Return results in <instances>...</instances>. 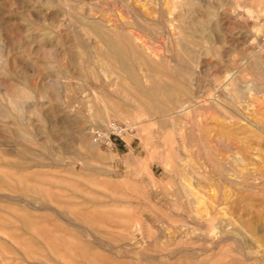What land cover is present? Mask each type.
Here are the masks:
<instances>
[{
	"label": "rangeland",
	"instance_id": "1",
	"mask_svg": "<svg viewBox=\"0 0 264 264\" xmlns=\"http://www.w3.org/2000/svg\"><path fill=\"white\" fill-rule=\"evenodd\" d=\"M62 1L0 0V42H6L4 50L0 47V106L9 112L7 103L1 102L14 93H32L31 101H35L24 124L16 113L9 119L0 116V162H26L33 164V171L49 175L44 192L1 185L2 193L18 195L20 202L0 198V238H4L0 239V264H25L24 249L41 245L25 231L22 217L49 231L50 242L65 239L68 250L85 260L81 264H264V196L244 193L225 173L233 165L264 175V134L256 127H264V27H249L240 18L210 19L201 10L194 16L195 24L225 23L230 25H225L228 31L187 32L169 37L168 48L148 49L172 57L174 65L178 45L186 43L194 49L192 65L179 61L188 77L175 78L173 91L163 88L169 80L162 77L153 81L162 90H153L148 68L124 52L115 50L116 61H100L106 47L89 40L91 32H99L92 21L99 0ZM114 8L123 17H131L125 8ZM155 17L150 14L151 19ZM144 37L151 38L148 33ZM162 40L156 45L164 46ZM237 74L239 79L244 76L239 80ZM57 83L63 87L61 93ZM230 83L242 90L244 98L228 88ZM110 124L134 130L122 135ZM97 130L106 136L111 133V142H96ZM249 130L255 131L253 137ZM22 134L31 141L20 138ZM91 139L96 147L88 145ZM56 231L59 235L53 234Z\"/></svg>",
	"mask_w": 264,
	"mask_h": 264
},
{
	"label": "bare ground",
	"instance_id": "2",
	"mask_svg": "<svg viewBox=\"0 0 264 264\" xmlns=\"http://www.w3.org/2000/svg\"><path fill=\"white\" fill-rule=\"evenodd\" d=\"M64 1V0H63ZM62 1V2H63ZM97 1V0H96ZM111 1V2H110ZM53 2V1H52ZM57 2V1H56ZM65 2V1H64ZM68 2V1H67ZM88 2V1H87ZM98 2V1H97ZM96 2V3H97ZM47 3V2H46ZM90 3V2H89ZM82 4V2L80 3ZM98 6H95L93 8L94 13L96 12V15L93 17V24L99 28V32L98 33H90L89 34V40L92 41V43L94 45H96L97 43H102L105 47H106V55L104 57L101 58V62L103 63H110L111 61H116L118 56L116 54L117 51L115 50H119L121 52H124L125 54H127L130 58L131 61L137 62V63H141L144 66H146L148 68V71H146V76L148 78L149 81V86L150 89L153 90H162L160 88V86H158L156 83H154V80H158L161 79L162 77H165L169 80V84L164 85L163 88H165L166 91H173V82H175V78L177 79H182L185 77H188V73L186 71V69H184V65L182 66L181 63H179V61H185L186 63H189L192 65V63H194V49L190 48L186 43L184 44H180L178 45L179 47V54L176 60V64H173V61L171 60L170 57L167 56H160L158 55V53H150L148 51L151 50V48H159V47H165L168 48L170 42H169V37L172 38V36H181L184 34H188L187 32H193V31H198V32H207V31H211V30H227L226 26H230V25H226L225 23L222 26H219L218 23H216L215 26H213V24H211L209 21H205L207 22L206 24H195L194 23V16L195 14H199L201 12V10H205L208 14L210 19H214V18H221L223 17L224 19H228L230 17L233 18H240V19H245L249 25V27H254L255 29H262L264 27V0H226V1H222V0H99V2L97 3ZM72 5V4H71ZM92 5V4H91ZM61 6V5H60ZM74 6V5H72ZM76 7H78L77 5H75ZM63 7V6H62ZM113 7H117V8H125L130 14L131 17L126 18L123 17L120 13H117L115 11V8L113 10ZM65 8V7H63ZM68 11H70V9L67 7L66 8ZM78 10V8H77ZM124 10V9H122ZM93 11L91 13H93ZM111 11V12H110ZM118 11V9H117ZM76 12V11H75ZM116 12V13H115ZM66 13V12H65ZM64 13V14H65ZM71 13V12H70ZM114 13V14H112ZM123 13L125 14V12L123 11ZM203 13V14H205ZM123 14V15H124ZM150 14H155V19H151L150 18ZM66 15V14H65ZM68 15V14H67ZM66 15V17H67ZM72 15V14H71ZM92 15V14H91ZM126 15V14H125ZM69 16V15H68ZM74 16V15H72ZM205 16V15H204ZM128 17V16H127ZM207 17V16H206ZM68 18V17H67ZM66 18V19H67ZM75 18V17H74ZM73 18V19H74ZM70 19V18H68ZM67 19V20H68ZM77 19V18H76ZM231 19V18H230ZM91 20V19H90ZM204 20V19H203ZM219 20V19H218ZM234 20V19H232ZM70 21V20H68ZM211 21V20H210ZM79 22V21H77ZM72 23V21H71ZM246 23V24H247ZM226 25V26H225ZM247 25V26H248ZM75 26V25H74ZM11 27V26H10ZM79 27V26H78ZM246 27V26H245ZM223 28V29H222ZM230 29V28H229ZM253 29V28H252ZM224 30V31H225ZM254 30V29H253ZM18 31V30H17ZM61 31V30H60ZM76 31V29L74 30ZM228 31V30H227ZM38 32V31H35ZM70 32V31H69ZM15 33H17L15 31ZM34 34V31L32 32ZM60 33V32H59ZM75 33V32H74ZM78 29L76 31V35H79L80 32L78 33ZM148 33L149 36H151V38L149 37H144L145 34ZM217 33V32H216ZM38 34V33H36ZM35 34V35H36ZM259 34V33H258ZM195 35V34H194ZM8 36V35H7ZM19 36V35H18ZM40 36V35H39ZM82 37V35H80ZM190 36V35H189ZM196 36V35H195ZM21 37V36H20ZM37 37V36H36ZM198 37V36H196ZM39 38V37H38ZM44 38V37H42ZM79 38V36H78ZM83 38V37H82ZM160 38H162L165 43L164 46L160 45H156L158 42L157 40H159ZM219 38V37H218ZM41 39V38H39ZM43 40V39H42ZM41 40V41H42ZM203 40V39H202ZM8 41V40H7ZM17 41V39H16ZM15 41V42H16ZM19 41V40H18ZM176 42V40H174ZM43 42V41H42ZM83 42V40H82ZM97 42V43H96ZM8 44L11 45V41L9 43V41L7 42ZM36 43V42H35ZM161 43V42H160ZM192 43V41L190 42ZM44 44V43H43ZM89 44V43H88ZM92 44V45H93ZM179 44V43H178ZM193 44V43H192ZM199 44V43H198ZM6 45L3 44L2 42H0V47L3 48L4 50V46ZM19 45V44H18ZM39 45V43H38ZM197 45V44H196ZM202 45V43L200 44ZM199 45V46H200ZM192 46V45H191ZM198 46V47H199ZM203 46V45H202ZM201 46V47H202ZM39 47V46H38ZM44 47L47 48V46L44 44ZM52 47V46H51ZM54 47V45H53ZM100 47H102L100 45ZM100 47H98L100 49ZM16 48V46H15ZM55 48V47H54ZM90 48V47H89ZM177 48V47H176ZM200 48V47H199ZM19 49V48H18ZM50 49V48H49ZM150 49V50H148ZM173 49V48H172ZM202 49V48H201ZM1 50V49H0ZM6 50V48H5ZM37 50V49H36ZM51 50V49H50ZM157 50V49H156ZM93 51V50H92ZM115 51V52H114ZM6 52V51H4ZM54 52V51H53ZM152 52V50H151ZM201 52V51H200ZM198 52V53H200ZM31 53H34L33 50L31 51ZM42 53V52H41ZM1 54V51H0ZM20 54V53H19ZM35 55V54H32ZM51 55V54H50ZM55 55V54H54ZM91 55V54H90ZM165 55V53H164ZM168 55V54H167ZM201 55V53H200ZM2 54L0 55V59ZM23 56V55H22ZM36 56V55H35ZM34 56V57H35ZM45 56V55H44ZM170 56V55H169ZM33 57V58H34ZM96 57V55H95ZM46 58V57H45ZM54 58V57H53ZM56 58V57H55ZM203 58V57H202ZM248 58V57H247ZM38 59V58H37ZM36 59V60H37ZM49 59V58H47ZM52 59V56H51ZM121 59V58H120ZM173 59V58H172ZM176 59V58H175ZM50 60V59H49ZM200 60V59H199ZM4 61V60H2ZM10 60H7V62H9ZM252 61V60H251ZM11 65H12V61ZM21 62V61H20ZM32 62V61H31ZM53 62V61H52ZM49 63V62H48ZM54 63V62H53ZM113 63V62H112ZM247 63V62H246ZM255 63V62H254ZM10 64V63H9ZM56 64V61H55ZM115 64V63H114ZM135 64V63H134ZM198 64V63H197ZM258 64V63H256ZM40 65V63H39ZM130 65V64H129ZM136 65V64H135ZM236 65V64H235ZM234 65V66H235ZM238 65V64H237ZM251 65V64H250ZM1 66V65H0ZM13 66V65H12ZM30 66V65H29ZM32 66V65H31ZM49 67H51L52 65H48ZM113 66V65H112ZM165 67L167 68V70H165L163 73H159L156 71H152V67ZM187 67V66H186ZM238 66L234 67L235 69ZM10 68V67H9ZM36 68V67H35ZM54 68V67H52ZM56 68V67H55ZM243 68V67H242ZM256 67H254L255 70ZM11 69V68H10ZM9 69V70H10ZM31 69V68H30ZM232 69V68H231ZM246 69V68H245ZM260 69V68H258ZM13 70V67H12ZM17 70V69H16ZM238 69H236L237 71ZM252 70V69H251ZM257 70V69H256ZM261 70V69H260ZM32 71V70H31ZM36 71V70H35ZM100 71V70H99ZM235 71V70H234ZM232 71V73L234 72ZM244 71V70H243ZM249 71V70H247ZM30 72V71H29ZM34 72V71H33ZM32 72V74H33ZM238 72V71H237ZM254 72V71H253ZM252 72V73H253ZM262 72V71H261ZM25 73V72H24ZM109 73V72H108ZM236 72H234L235 74ZM245 73V72H244ZM243 73V74H244ZM257 74V71L254 72V74ZM259 75L260 72H258ZM1 74V71H0ZM35 74V72H34ZM111 74V73H110ZM246 74H248L246 72ZM264 74V72H263ZM103 75V74H102ZM145 75V74H144ZM238 75V74H237ZM245 75V74H244ZM243 75V76H244ZM111 76V75H110ZM113 76V75H112ZM241 76V75H240ZM239 79V75H238V79L241 80L242 77ZM249 76V75H248ZM264 76V75H262ZM116 77V76H115ZM252 78V75L250 76ZM257 77V76H255ZM253 76L252 79L255 78ZM225 78V77H224ZM232 78V77H231ZM249 78V77H248ZM247 78V79H248ZM51 79V77H50ZM226 79V78H225ZM259 79V78H257ZM104 80V79H103ZM112 80V79H111ZM230 80V79H229ZM228 80V81H229ZM250 80V78L248 79ZM247 80V81H248ZM256 80V79H255ZM253 80V81H255ZM261 80V79H260ZM259 80V81H260ZM55 81H57L55 79ZM246 82V80H244ZM258 82V80H256ZM255 81V82H256ZM118 81H116L117 83ZM238 82V81H237ZM242 82V81H241ZM254 82V83H255ZM171 83V84H170ZM252 83V82H251ZM18 84V83H17ZM21 84V83H19ZM18 84V85H19ZM58 84V83H57ZM245 84V83H243ZM260 84V83H259ZM21 87H23V85H20ZM58 88H59V92L61 93L63 90L62 85L58 84ZM175 86V85H174ZM247 85H245L246 87ZM260 86V85H259ZM17 87V86H15ZM20 87V88H21ZM27 87V86H26ZM223 87V86H222ZM234 85L232 83L229 84L228 88L231 90H235ZM254 86H252L251 88H253ZM29 88V87H28ZM248 88V87H247ZM17 89H19V87H17ZM23 89V88H21ZM20 89V90H21ZM32 89V88H31ZM30 89V90H31ZM254 92L256 94V96L260 95V92L256 89L253 88ZM252 89V91H253ZM25 90H23L24 92ZM236 92H238L241 95V98H244V93L242 92L241 89H236ZM19 93V91H16ZM22 92V91H21ZM26 92V91H25ZM33 92V91H32ZM36 92V91H35ZM45 92V91H44ZM58 92V91H56ZM46 93V92H45ZM210 93V92H209ZM13 94V93H10ZM32 94V93H31ZM29 92L28 93H24L23 96H17V93H14V95L16 96H11L8 97L7 100H4V102L1 103H7V107L9 112H3L2 107L0 106V113L2 112V114L0 115L1 118L3 117L4 119L8 118L11 113H16L14 116L18 115V119H20L23 124L24 122L27 121V112L30 109L31 106H33L31 103V99H32V95ZM254 94V95H255ZM20 95V94H19ZM34 95V94H33ZM212 94H209V96ZM8 96V95H7ZM153 96V95H152ZM261 96V95H260ZM264 96V95H262ZM97 97V96H96ZM197 97V96H196ZM229 97V95H228ZM251 97V96H250ZM249 97V98H250ZM36 98V96H35ZM34 98V99H35ZM216 98V97H215ZM247 98V97H246ZM1 99V97H0ZM229 99V98H228ZM235 98L233 97V100ZM240 98H237V103L241 106L242 102L239 100ZM3 100V99H2ZM36 101L40 100V99H35ZM216 100V99H215ZM6 101V102H5ZM196 101V100H195ZM247 101V100H246ZM249 101V100H248ZM35 102V101H33ZM42 102V101H41ZM201 102V101H199ZM228 102V101H227ZM245 102V101H244ZM207 103V101H206ZM235 103V102H233ZM248 103V102H247ZM250 103V102H249ZM248 103V104H249ZM36 104V103H35ZM203 104V103H201ZM211 104V103H210ZM207 103V105H210ZM227 104V103H226ZM252 105V103H250ZM205 105V103H204ZM212 105V104H211ZM195 106V105H194ZM250 106V105H248ZM247 106V108H249ZM196 107V106H195ZM204 108V106H201ZM211 107V106H209ZM215 107V106H214ZM32 108V107H31ZM91 108V106H90ZM183 108V107H181ZM198 108V107H197ZM212 108V107H211ZM242 108V107H241ZM240 108V109H241ZM251 108V106H250ZM7 109V108H6ZM95 109V108H94ZM200 109V108H199ZM205 109V108H204ZM208 109V108H207ZM216 109V108H214ZM243 110L245 109L244 107L242 108ZM241 109V110H242ZM32 110V109H31ZM185 109H182L180 111L183 113ZM218 110V108H217ZM248 110V109H247ZM238 112V111H237ZM220 113V112H219ZM244 113V112H243ZM195 114V113H194ZM256 114V113H255ZM258 114V113H257ZM178 115V114H177ZM183 115V114H182ZM220 116V115H219ZM250 116V115H249ZM222 117V116H221ZM254 116L252 115L251 118H253ZM257 119L259 118L258 116H256ZM263 116H261L262 118ZM2 118V119H3ZM14 118V117H13ZM250 118V117H249ZM250 118V119H251ZM12 119V118H11ZM16 119V118H14ZM13 121H16L14 120ZM17 119V120H18ZM223 119V118H222ZM226 119V118H225ZM224 121H228L225 120ZM249 121H252L250 120ZM264 119V117H263ZM169 121V120H168ZM180 121V120H179ZM242 121V120H241ZM256 121V118L254 119V122ZM167 122V121H166ZM258 122V120H257ZM264 122V121H262ZM19 123V121H18ZM105 123V122H103ZM107 123V122H106ZM105 123V125H106ZM180 123V122H179ZM232 123V122H230ZM236 123V122H233ZM14 124H16L14 122ZM246 124V122L244 123V125ZM250 124V123H249ZM256 124V123H255ZM108 125V124H107ZM113 129L114 127H116L117 129H119L118 126H116L115 124H110ZM242 125V124H241ZM240 125V126H241ZM263 125V124H262ZM198 126V125H197ZM130 127L134 130L133 126H127ZM196 127V126H195ZM224 127V126H222ZM249 127V126H248ZM253 127V126H251ZM257 129L264 134V127L261 126H256ZM220 129V128H219ZM229 129V127H228ZM243 129V128H242ZM250 129V128H249ZM124 129H122L123 131ZM198 130H200L198 128ZM204 129H202L203 131ZM224 130V129H223ZM226 130V129H225ZM230 130V129H229ZM246 130V129H245ZM21 131V130H20ZM41 131V130H40ZM201 131V132H202ZM251 130H249L250 132ZM254 131V130H253ZM252 131V132H253ZM200 132V133H201ZM247 132V133H249ZM255 132V131H254ZM253 132V134L255 135V133ZM28 133V132H27ZM31 133V132H30ZM41 133V132H40ZM226 133V132H225ZM251 133V132H250ZM33 133H31L32 135ZM222 134V133H221ZM252 134V133H251ZM252 134V137L254 136ZM258 133H256L257 135ZM123 135V133H122ZM202 135V134H201ZM34 137V135H32ZM125 136V135H124ZM248 136V135H247ZM261 136V135H260ZM199 137V136H198ZM203 137V135H202ZM200 137V138H202ZM205 137V136H204ZM223 137V135H222ZM250 137V135H249ZM251 137V139H252ZM258 137V135H257ZM264 137V135L262 136ZM11 138V137H10ZM20 138H22L25 141H31V139L29 137H27V135H23L20 136ZM36 138V137H35ZM87 138V137H86ZM256 138V137H254ZM253 138V139H254ZM5 139V138H4ZM13 139V138H11ZM37 139V138H36ZM49 139V138H48ZM196 139V138H195ZM216 139V138H215ZM17 140V139H16ZM223 140V139H222ZM262 140V138H261ZM264 140V139H263ZM13 142V140H11ZM38 139L33 142L37 143ZM202 141V140H201ZM213 141V140H211ZM94 142V141H93ZM91 141L89 142V146L91 147H96V145ZM221 142V139H220ZM255 142V141H254ZM257 142V141H256ZM262 142V141H261ZM10 143V141H9ZM20 143V142H19ZM223 145V141L221 142ZM253 143V142H252ZM264 143V142H263ZM22 144V143H21ZM21 144L19 147H21ZM200 144V143H199ZM227 144V143H226ZM262 144V143H261ZM44 145V144H43ZM211 145V144H210ZM259 145V144H258ZM225 146V144H224ZM12 147V146H11ZM228 147V145H227ZM226 147V148H227ZM258 147V146H257ZM200 148V147H199ZM232 150V149H231ZM200 151V150H199ZM235 152V151H234ZM233 154V153H232ZM234 155V154H233ZM6 157V156H5ZM51 157V156H50ZM215 157V156H214ZM4 159V158H3ZM6 160V159H5ZM221 160V159H220ZM2 161V160H1ZM13 162H18V161H14V160H9V161H5L4 163L0 162V198L2 200H4V198L10 202H15L18 203L20 202V196L18 195H10V194H4L2 193V189H1V185L2 186H6L8 188H17L20 189L22 191H26L27 193H31V192H36V191H43L46 190L47 186H48V177L49 175L47 173H38L37 171H33L32 169L34 167L33 164L31 166L27 165L28 163L25 162V164L27 166H25V164H23L22 162H18L19 165H15L13 164ZM213 162V161H212ZM215 162V161H214ZM227 163V162H226ZM228 164V163H227ZM245 164V163H244ZM21 165V166H20ZM232 165V164H231ZM19 166V167H18ZM37 166V165H36ZM40 166V165H39ZM42 166V165H41ZM219 166V165H218ZM229 166V165H227ZM226 166V167H227ZM241 166V165H240ZM43 167V166H42ZM48 167V165L46 166ZM83 167V166H82ZM220 167V166H219ZM218 167V168H219ZM222 167V166H221ZM217 168V167H216ZM215 168V169H216ZM225 173L228 177V180L230 183L237 185L238 187H240L242 189V191L244 193H248V194H252L254 196H259L262 195L264 196V192H262L261 190L264 189V175L261 172H257V171H252L251 169H247L245 167H239L236 168L233 165L229 166V168H225ZM225 173H222L223 175ZM203 174V173H202ZM202 174L199 173V175L202 176ZM198 176V174H197ZM225 176V175H224ZM223 176V177H224ZM199 177V176H198ZM222 177V179H224ZM225 177V178H227ZM227 181V180H225ZM236 187V186H235ZM211 188V187H210ZM236 189V188H235ZM240 189V190H241ZM264 191V190H263ZM240 193H242L240 191ZM25 195V194H24ZM29 195V194H28ZM244 195V194H243ZM246 195V194H245ZM26 196V195H25ZM21 197L23 199L24 196L21 195ZM30 197V196H29ZM33 197V196H32ZM76 197V196H75ZM215 197V196H214ZM35 198V197H33ZM78 198V197H76ZM245 198V197H244ZM247 198V197H246ZM36 199V198H35ZM34 199V200H35ZM37 199H40L37 197ZM33 200V199H31ZM75 200V198H74ZM251 200V199H250ZM26 201V199H25ZM29 201V200H28ZM37 201V200H35ZM40 201V200H39ZM78 201V200H77ZM253 201V200H252ZM4 202V201H3ZM24 202V201H21ZM42 202V201H41ZM8 203V202H6ZM37 203V202H36ZM43 203V202H42ZM41 203V204H42ZM44 203L46 204L47 201L45 200ZM77 203V202H75ZM83 203V202H81ZM251 203V202H250ZM32 206V203H28ZM40 204V205H41ZM80 204V203H79ZM244 204V203H243ZM248 204V203H247ZM19 205V204H18ZM14 206V205H13ZM29 206V205H26ZM50 206V205H49ZM242 206V205H241ZM245 206V205H243ZM19 207V206H17ZM23 207V206H22ZM30 207V206H29ZM29 207L27 209H29ZM37 207V206H36ZM42 207V206H41ZM48 207V206H47ZM45 206V209L47 208ZM51 207V206H50ZM6 208V207H5ZM24 208V207H23ZM35 208V206L33 207ZM40 208V207H38ZM37 208V209H38ZM55 208V206H54ZM238 208V207H237ZM26 209V207H25ZM32 209V208H31ZM57 209V208H56ZM34 210V209H33ZM41 210V208H40ZM49 210V209H48ZM58 210V209H57ZM53 211V210H52ZM56 211V210H55ZM54 211V212H55ZM59 211V210H58ZM216 211V210H215ZM239 211V210H237ZM62 212V211H61ZM59 212V213H61ZM65 212V211H64ZM67 212V211H66ZM235 212V211H234ZM240 212V211H239ZM6 213V212H5ZM63 213V212H62ZM13 214V213H12ZM56 214L58 215V213L56 212ZM69 214V213H68ZM54 215V214H53ZM64 215V214H63ZM61 214V216H63ZM219 215V214H218ZM16 216V215H15ZM69 216V215H68ZM19 216H17L18 218ZM36 218V216H34ZM70 217V216H69ZM218 217V216H217ZM59 218V217H58ZM66 218V217H65ZM215 218V217H214ZM20 219V217L18 218ZM72 219V217H71ZM70 219V220H71ZM35 220V219H34ZM73 220V219H72ZM80 220V219H79ZM24 223V227H25V231L29 232V234H31L34 238L37 239V241L41 244V245H37V243L34 244L36 245V247H26L24 250L26 251V258H22V260H24L25 264H53L55 262V264H81V257L76 254L73 255V253L71 251L68 250V246L66 244L65 239H59V237H56L55 240H53L52 242H50V240H48V237L50 236L49 231H46L45 229H43L41 227V225H36L33 222H29V221H25L24 217H22L21 220ZM44 221V220H43ZM69 221V219H68ZM46 223V221H45ZM68 223V222H67ZM71 223V221H70ZM69 223V225H70ZM76 223V222H75ZM211 223V222H210ZM245 223V221H244ZM22 224V223H21ZM74 224V223H73ZM47 225V224H46ZM43 226V225H42ZM76 226H79L78 224ZM141 226V225H140ZM23 227L22 225L20 226V228ZM50 229V226H48ZM47 227V228H48ZM81 227L83 228L84 226L81 225ZM80 228V226H79ZM85 228V227H84ZM244 228V227H243ZM247 228V227H246ZM23 229V228H22ZM90 229V228H89ZM88 229V230H89ZM93 230V229H92ZM188 230V229H187ZM86 228H85V230ZM90 231V230H89ZM88 231V232H89ZM91 232V231H90ZM176 232V231H175ZM58 234L57 231L53 232V234ZM60 233V232H59ZM92 234V232H91ZM59 235V234H58ZM96 235V234H94ZM29 237V236H28ZM2 239H4L3 237H1ZM0 238V239H1ZM6 238V237H5ZM8 238H6L7 240ZM1 241V240H0ZM31 241V240H30ZM32 241H35L32 239ZM9 242V240L7 241ZM94 242V241H93ZM12 243V241H11ZM38 243V244H39ZM14 244V243H12ZM15 246V245H13ZM70 246V245H69ZM104 246V245H103ZM114 246V245H113ZM115 247V246H114ZM263 247H264V242H263ZM17 248V246H16ZM19 248V247H18ZM17 248V249H18ZM20 249V248H19ZM18 249V251H19ZM264 249V248H263ZM2 250V248H1ZM2 252V251H1ZM20 252V251H19ZM6 253V252H5ZM4 253V254H5ZM10 255V254H8ZM7 255V256H8ZM1 256V255H0ZM3 256V253H2ZM243 256V255H242ZM4 257V256H3ZM6 257V256H5ZM11 257V256H10ZM7 258L8 260L10 259ZM22 257H25L24 255ZM123 257V256H122ZM14 258V257H13ZM19 258V257H18ZM17 258V259H18ZM16 259V260H17ZM50 259H52L53 261H50ZM119 259V258H118ZM246 259V258H245ZM5 260V259H4ZM13 260V259H12ZM7 261V260H6ZM20 261V260H19ZM232 261V260H231ZM15 262V261H14ZM53 262V263H51ZM16 263V262H15ZM22 263V262H21ZM13 264V263H11Z\"/></svg>",
	"mask_w": 264,
	"mask_h": 264
},
{
	"label": "built area",
	"instance_id": "3",
	"mask_svg": "<svg viewBox=\"0 0 264 264\" xmlns=\"http://www.w3.org/2000/svg\"><path fill=\"white\" fill-rule=\"evenodd\" d=\"M118 127L119 129H117L116 127L115 129L118 130L121 134L125 132L127 129H132L130 127H127V125L125 127L123 126H118ZM122 129L124 130L122 131ZM93 136L96 142H104V143L111 142V133L110 135L106 136V134L102 130H97L94 132Z\"/></svg>",
	"mask_w": 264,
	"mask_h": 264
}]
</instances>
